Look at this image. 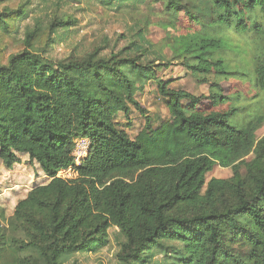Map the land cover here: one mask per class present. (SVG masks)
Listing matches in <instances>:
<instances>
[{
    "label": "trees",
    "instance_id": "1",
    "mask_svg": "<svg viewBox=\"0 0 264 264\" xmlns=\"http://www.w3.org/2000/svg\"><path fill=\"white\" fill-rule=\"evenodd\" d=\"M152 1L162 4V26L178 29L184 12L199 27L175 36L172 59L146 41L148 16L119 51L103 55L97 46L52 60L44 52L77 18L57 8L46 26L18 38L32 0H0V160L13 169L26 154L49 179L11 216L0 205V264H66L107 247L113 227L124 237L120 264H149L155 250L172 251L169 264H264V137L256 136L264 125V0ZM224 29L253 38L251 111L206 110L204 96L158 76L174 60L201 83L213 76L216 87L247 75L227 63ZM151 81L170 113L157 127L137 99ZM132 107L146 119L135 138L116 121ZM246 109L247 121L232 124ZM78 139L89 141L79 162ZM217 165L232 175L207 181ZM69 168L75 177L58 175Z\"/></svg>",
    "mask_w": 264,
    "mask_h": 264
},
{
    "label": "rangeland",
    "instance_id": "2",
    "mask_svg": "<svg viewBox=\"0 0 264 264\" xmlns=\"http://www.w3.org/2000/svg\"><path fill=\"white\" fill-rule=\"evenodd\" d=\"M129 2L132 5L121 7L114 0L110 2L108 0H81L80 4L72 0H32L29 16L20 22V31L15 35L22 38L27 30L36 26H46L49 15L59 8L60 12L77 18L78 24L70 31L60 30L55 36V42H51L44 52L45 56L52 60H61L72 52L84 54L97 46L105 47L101 53L109 55L113 51H119L129 39L134 38L133 25L140 26L141 21L150 16L152 23L148 26L146 41L157 45V49L164 46L167 58L172 59L173 51L170 45L175 41V36L199 29L196 24L190 22L184 12L180 14L181 21L178 29L166 28L158 23V15L155 14L162 11L161 3L152 0H131ZM222 33L228 43L224 53L227 63L231 67L245 69L247 75L240 78L236 75L229 80H218L219 87H216L213 85L215 82L213 76L210 77L209 83H201L198 78L180 65L179 60H174L168 69L159 67L158 76L169 82L171 88L184 89L196 96H204L201 99V107L206 110H227L237 106L239 108L248 107L251 111L250 105L254 101L250 98L256 92L251 77L253 76L251 59L253 48L255 49V46L252 47L253 38L248 33L241 34L233 29H224ZM213 93L222 95L225 98L224 102L211 98ZM137 99L146 111V115L151 118L154 127L170 118L168 98L160 93L154 81L145 87L144 92L138 94ZM248 113L246 109L237 114L231 118V123L247 121ZM116 121L120 129L125 130L131 138H135L143 129L146 119L145 114L132 107L128 116L119 113ZM256 136L257 138L264 137V125L258 127ZM58 175L65 178L76 176L72 168L62 170ZM231 175L230 168L217 165L207 174V181L212 177L227 178ZM48 182L49 179L39 164L31 161L26 154L18 155V161L13 169H8L0 160V205L5 208L7 217L13 214L17 203L25 198L30 190ZM123 240L124 237L119 233V229L113 227L110 229V241L107 247L97 252L78 253L66 264H120L116 254ZM241 247L237 243L234 250H240ZM155 252L156 258L149 264H169V261H173L167 260V256L172 251L168 255L163 250H155Z\"/></svg>",
    "mask_w": 264,
    "mask_h": 264
},
{
    "label": "built area",
    "instance_id": "3",
    "mask_svg": "<svg viewBox=\"0 0 264 264\" xmlns=\"http://www.w3.org/2000/svg\"><path fill=\"white\" fill-rule=\"evenodd\" d=\"M89 148V141L87 139H78L76 142L75 155L77 162L87 154Z\"/></svg>",
    "mask_w": 264,
    "mask_h": 264
}]
</instances>
